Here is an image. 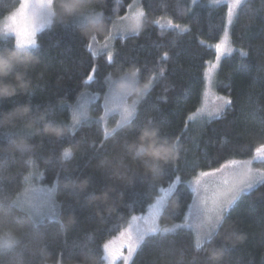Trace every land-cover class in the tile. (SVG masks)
<instances>
[{"label": "trees", "instance_id": "obj_1", "mask_svg": "<svg viewBox=\"0 0 264 264\" xmlns=\"http://www.w3.org/2000/svg\"><path fill=\"white\" fill-rule=\"evenodd\" d=\"M133 1L100 0L95 7L103 12L106 28L95 39L80 35L74 21L49 23L35 34L32 51L39 63L30 72L31 91L5 100L3 107L29 103L36 110L47 108L50 118L66 126L69 133L60 139L33 137L38 147L31 165L22 157L0 154V264H43L45 255L53 264H76L92 252L101 264L105 240L117 234L132 215L145 211L159 186L180 177L160 217L161 226H169L183 220L192 200L188 179L230 159L247 158L264 146V0H244L237 9L229 31L233 50L221 59L214 82L216 92L232 103L222 118L211 122L192 115L202 103L205 69L215 57L214 45L222 34L227 5H214L210 0L196 4L192 0H139L141 26L133 34L114 38V60L109 62L107 52H95L91 44L110 34ZM19 3L0 0V19ZM14 42L11 35L0 36V45ZM241 52L248 55L241 56ZM131 65L138 69L139 82L149 83L155 76L137 103L136 124L151 119L163 136L179 138V148L175 161L155 178L124 157L122 170L128 179L117 180L96 165L103 158L115 163L116 157H123L121 146L134 136L131 126L124 125L116 135L107 136L97 119L73 127L71 105L84 92L97 93L92 113L98 116L108 88L106 76ZM89 75L94 80L85 83ZM20 131L19 126L0 129V145ZM63 147L75 149L66 165L56 162ZM173 169L178 171L173 174ZM38 174L41 183L55 186L58 212L54 217L36 219L19 200L26 180ZM69 178H86L88 186L84 191H68L64 182ZM107 186L115 189L116 211L98 216L96 208L103 205H89L86 198L89 192ZM69 214L75 217L72 224H66ZM226 229L239 236V242L225 240ZM217 233L212 245L225 250L219 264H264V182L238 197ZM203 248L196 264H207ZM195 249L194 232L182 226L174 233L146 237L129 264H190Z\"/></svg>", "mask_w": 264, "mask_h": 264}, {"label": "clouds", "instance_id": "obj_2", "mask_svg": "<svg viewBox=\"0 0 264 264\" xmlns=\"http://www.w3.org/2000/svg\"><path fill=\"white\" fill-rule=\"evenodd\" d=\"M99 2L100 0H43V12L49 23L69 24L74 21L75 30L85 38H91L106 28L103 12L95 7ZM35 46L18 45L16 42L11 46L0 45V101L30 93L32 87L30 72L39 63V57L32 51ZM137 76L138 69L134 65L109 73L106 80L110 98L128 97L135 102L142 99L149 91L150 85L138 82ZM18 126L21 131L7 136L6 142L0 145V154L22 157L27 165L32 164L33 154L38 147L33 142V137L60 139L69 133L66 126L50 118L47 108L36 110L29 103H18L7 111L0 112V129H15ZM134 131L135 135L121 146L123 157H116L115 163L103 158L97 162L96 167L109 170L111 176L117 180H126L128 177L122 170L126 167L123 163L126 157L133 165L138 163L145 175L155 178L166 164L175 161L179 146L174 140L163 136L158 125L147 121L135 126ZM74 153V148L63 147L56 156V162L66 165ZM87 186L86 178H69L64 182V188L68 191H84ZM114 191L113 187L107 186L99 192L88 193L86 199L89 205H103V208H96L98 216L116 211ZM74 222V215L69 214L66 224ZM225 231L227 233L224 235L225 240L239 242L240 237L234 232H228L227 229ZM200 252L201 249H195L190 264H196ZM203 254L207 264H219L225 250L213 246L211 242L208 247L203 248ZM43 264H53V261L45 255ZM76 264H100V259L95 252H92L82 256Z\"/></svg>", "mask_w": 264, "mask_h": 264}, {"label": "rangeland", "instance_id": "obj_3", "mask_svg": "<svg viewBox=\"0 0 264 264\" xmlns=\"http://www.w3.org/2000/svg\"><path fill=\"white\" fill-rule=\"evenodd\" d=\"M138 1L139 0H134L130 6L129 11L126 13V15L117 19L114 22L110 34L104 40H101V41L98 40V41L92 42L91 48L93 51L95 52L105 51L107 52L109 56L110 54H112V43L116 36L133 34L140 28L141 23H142V18H143V10L141 6L139 5ZM243 1L244 0H242V2ZM23 2L24 0H20L18 7H16L6 17L0 19V36L11 35L14 38V40H16L15 32L14 31L7 32V34H5V29H6V26L10 23V18L12 16L18 17L19 10ZM230 2L231 0H223L222 3H225L227 5ZM34 3H35V0H29V4H34ZM238 7L239 5L237 6L233 14L231 22L228 21L227 13H226V20L224 23L222 34L219 37L218 41L215 43V44L220 43L222 40L225 39V27H226L227 28V37H226L227 43L224 45L226 49L231 48L233 50V47L231 46L230 41H229V31H230V26L236 15ZM30 13H31V9H29L28 23L36 28L34 36H33V39H35V34L39 30L45 28L49 23H44L41 26L40 20L38 18H33ZM141 13L142 15H140ZM231 52L223 51L221 53L219 60L217 59V55L215 54L214 59L209 64L208 68L205 69V72L209 70L211 71V78H210L211 82L209 83V81L205 79V75H204L205 82H204V92H203L202 103L198 111L195 113V115H192L193 117H196L199 119H209L207 113L216 110L222 104V101L219 98L220 97L228 98L227 96L216 92L214 82H215V73L217 71V68L219 66L221 59L225 55ZM213 64L216 65L215 69H212ZM137 81H138V77H137ZM103 96L104 97L101 98L103 110L98 116H94L92 113V103H93V100H95V98L98 97V94L91 93L90 91L82 93L77 98V100L71 105L72 121H73V116L75 114L83 112L84 115L80 117V122L91 120V119H97L101 123L103 131L107 134L111 133L113 129L118 128V121H120V118H121L122 106L116 107V103H119V101L113 102V100L109 96L108 88L105 90V93ZM126 103L131 105L133 103V99L127 97ZM75 126L76 125H74L73 127ZM261 149H262L261 153L257 154L256 152L257 149H256L253 152V154L247 158L230 159V160H237V161L251 160L252 163L250 165L242 164L235 171H233L232 169H229L226 172L218 175L215 178V181L219 183L220 181L227 179L229 181V188H231L233 185H240L241 182L246 178H252L256 175H264V147H261ZM249 169H251V175H249V172H248ZM205 171H208V170H205ZM198 174L187 180V183L190 189L194 186L193 182L195 181ZM39 177L40 176L38 174L37 178H36V175H34L33 177H30L26 180V185L19 197V200L21 202V205L25 207L36 219H41L44 217H54L57 215V212H58L55 186L41 183L39 180ZM178 182L179 181H177V176L170 182L172 185H175L174 190ZM170 183L164 186H159L158 194L148 204L146 210L141 213L132 215L129 221L127 222V224L117 234L105 240V242L103 243V247H102V257L107 256V252L105 251V248H104V245L107 243L109 245V250L117 253V258L115 260L102 258L101 264H126L124 257L127 256L128 254V249L126 247V235L129 232V225L132 224L133 228L144 226L143 219H137L136 221L133 222L132 217L133 216L147 217L149 215L151 205L156 202L159 196L164 195V192H162L160 189L168 188ZM259 183L260 182L256 183L255 186H257ZM224 191H226V189H223L222 187L214 186L210 178H202V184L200 186V196L194 197L192 195V200L189 203L185 211L183 220L175 222L169 226H161L160 218H158L157 224L160 227H171L177 224L182 225V226H187L192 229L196 237L198 226L201 220H204V216L200 215L197 212V209L202 207V204H201L202 199L205 196L209 197L208 209L211 210L213 207V199H214V197L212 196V193H215L217 196H220V194ZM248 191L249 190L242 191L240 195ZM219 203L224 204V203H227V201L221 198ZM232 205H230L229 208ZM206 222L207 221L205 220V223ZM2 245H4V242H2ZM131 260L127 261V264H129Z\"/></svg>", "mask_w": 264, "mask_h": 264}, {"label": "snow or ice", "instance_id": "obj_4", "mask_svg": "<svg viewBox=\"0 0 264 264\" xmlns=\"http://www.w3.org/2000/svg\"><path fill=\"white\" fill-rule=\"evenodd\" d=\"M212 4H220L223 2V0H211ZM193 4L197 3V0H192ZM242 0H231L230 3L227 4V18L228 21H232L233 14L237 8L238 5H241ZM179 7V5H177ZM29 9H31V16L33 18H38L41 22V26L44 23H49L47 16L43 12V0H35L34 4H29V0H24V2L21 5V8L19 10L18 17L12 16L10 18V23L6 26L5 34L7 32H15L16 34V40L15 42L18 45H36L35 39H33L34 33L36 28L28 23L29 18ZM188 11H191L189 8ZM142 15V13L140 14ZM169 24L171 25V21H169ZM19 25V26H18ZM176 27H179L176 25ZM227 37V28L225 27V39L222 40L220 43L215 44V50L217 59H220L221 53L223 51L231 52V48H225L224 45L227 43L226 40ZM93 39H95V36H93ZM248 55L247 52H241V56L246 57ZM109 62H112L114 60V56L112 54L108 57ZM216 65H212V69H215ZM164 74V69L161 68L159 75L162 77ZM211 71H206L205 73V79L211 82ZM155 79V76L149 81V85L153 82ZM94 80V76L89 75L87 77V80L85 83L92 82ZM222 101V104L219 108L212 112H208V122H211L215 119H220L223 116L224 111L226 108L231 106L232 101L229 98L226 97H220L219 98ZM113 102L119 101V103H116V107L122 106V113L120 121H118V128L113 129L111 135H116L119 131L122 130L124 125H130V131L135 135V126H138L135 121V117L138 114L137 109V102L133 101L131 105L126 103L127 97L121 98V99H112ZM5 100L0 101V112L7 111L9 108L3 107V103ZM84 113L80 112L73 116V123L74 125H78L80 123V117L83 116ZM193 118L189 117V120L191 121ZM148 122H153L151 119L148 120ZM185 128H187V124L185 125ZM74 134V133H73ZM162 135L164 133L161 132ZM108 134L106 133V136ZM177 145H179V138L175 141ZM264 147V146H262ZM262 149L258 148L256 150L257 154L261 153ZM252 161H237V160H230L225 163L220 164L217 168H210L208 171H201L198 176L196 177L194 183V186L191 188L192 195L194 197L200 196V186L202 184V178H210L213 185L216 187H222L223 189H226V191L222 192L220 196H217L215 193H212L213 199V207L211 210L208 209V203H209V197L205 196L202 201V207L197 209V212L204 216V220H201L198 230L195 237V248L196 249H202L205 244H209L213 241L214 237L216 236L217 232L219 231L220 227H222L223 221L227 218V214L229 212V206L232 205L239 197L240 193L245 190H251L256 183L258 182H264V175H256L252 178H246L244 179L240 185H233L231 188H229V181L227 179H224L217 183L215 181V178L226 172L229 169H232L235 171L238 169L242 164H251ZM173 174L178 171V169H173ZM249 175H251V169L248 170ZM27 179V178H26ZM180 180V177L177 176V181ZM155 187V186H154ZM175 185H172L170 183L168 188H161L160 190L164 192L163 196H159L154 204L151 205V209L149 212V215L147 217H132V221H136L137 219H143L144 220V226L143 227H136L133 228L132 224L129 225V232L126 235V247L128 249L127 256L124 257V260L127 264V261L131 260L133 258V254L137 251V249L146 242V237L149 236H155L157 234H160L161 236H164L166 234L174 233L176 229L182 227V225H173L171 227H160L157 224V219L161 217V215L167 210V199L170 197V195L173 193ZM223 198L227 201V203L221 204L219 203L220 199ZM175 218V216L173 217ZM205 220L207 221L205 223ZM123 235V233H122ZM89 247L90 244H88ZM105 251L107 252L106 259L115 260L117 258V253L109 250V245L106 243L104 245Z\"/></svg>", "mask_w": 264, "mask_h": 264}]
</instances>
